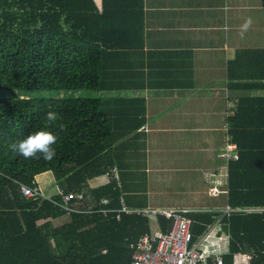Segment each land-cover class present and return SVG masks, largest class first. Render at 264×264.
Segmentation results:
<instances>
[{
	"label": "trees",
	"instance_id": "trees-1",
	"mask_svg": "<svg viewBox=\"0 0 264 264\" xmlns=\"http://www.w3.org/2000/svg\"><path fill=\"white\" fill-rule=\"evenodd\" d=\"M143 6L144 0H102V9L95 0H0V264H131L132 245L152 232L150 217L120 214L118 219L122 201L129 208H153L147 206V185L126 189L117 166H123L118 152L124 140L140 136L145 107L138 117H127L118 135L110 105L126 103L113 106L105 98L123 90L135 71L133 65L119 67L118 54L132 48ZM239 53L237 63L246 66V52ZM256 79L264 80V71ZM41 91L56 95L29 96ZM85 91L98 96H83ZM240 100L229 134L238 159L228 162L225 186L228 207L240 211L153 209L189 210L193 242L220 225L229 238L223 264H234L235 254L250 256L249 264H264V98ZM41 130L56 138L52 159L11 150L13 142ZM47 172L58 190L84 194L82 213L54 204L62 201L57 192L43 193L36 177ZM22 185L38 188L50 200L25 199ZM157 220L166 232L169 221Z\"/></svg>",
	"mask_w": 264,
	"mask_h": 264
},
{
	"label": "crops",
	"instance_id": "crops-1",
	"mask_svg": "<svg viewBox=\"0 0 264 264\" xmlns=\"http://www.w3.org/2000/svg\"><path fill=\"white\" fill-rule=\"evenodd\" d=\"M95 2L102 9V0ZM142 12L132 48L118 54L119 67L135 71L123 90L105 96L113 106L126 103L110 105L118 135L145 107L140 136L124 140L118 152L121 183L131 191L147 185L149 207L221 214L227 194L209 195L204 176L222 167L240 99L264 98V80L256 79L264 71V0H144ZM242 51L246 66L237 63ZM119 110L122 117H114ZM47 181L56 182L53 173L36 177L38 187ZM160 228L152 219L151 230ZM214 228L225 255L229 238Z\"/></svg>",
	"mask_w": 264,
	"mask_h": 264
},
{
	"label": "built area",
	"instance_id": "built-area-1",
	"mask_svg": "<svg viewBox=\"0 0 264 264\" xmlns=\"http://www.w3.org/2000/svg\"><path fill=\"white\" fill-rule=\"evenodd\" d=\"M230 139H226L225 147L221 151L220 157L226 163L217 172L205 174V179L209 185L208 193L211 196L225 194V186L228 183V162L237 160L235 152L236 146L231 144ZM235 152V153H234ZM118 180V178H117ZM22 194L27 200H35L39 197L49 199L38 188L32 186H21ZM62 201H54L61 209L68 212L82 213L85 202L84 194L81 192L64 193L58 190ZM71 200L77 201L75 207L69 204ZM104 203H107L105 200ZM240 210L227 207L222 211L230 214ZM249 212V210H246ZM120 214L150 217L157 219L163 217L169 221V228L166 232L161 230L152 231L142 236L136 244L132 245L134 250L133 261L131 264H204L207 260H212L214 264H223L224 253L221 249L222 236H218L216 228L209 229L196 242H193L192 224L190 213L186 209H135L127 207L122 201ZM106 253V251H105ZM250 256L237 254L234 256V264H249Z\"/></svg>",
	"mask_w": 264,
	"mask_h": 264
},
{
	"label": "clouds",
	"instance_id": "clouds-1",
	"mask_svg": "<svg viewBox=\"0 0 264 264\" xmlns=\"http://www.w3.org/2000/svg\"><path fill=\"white\" fill-rule=\"evenodd\" d=\"M53 116V113L48 114L49 119H52ZM55 139L53 134L41 130L24 139L13 142L10 148L14 153L22 155L25 158L33 157L37 153H40L44 159L50 160L55 155V148L52 147Z\"/></svg>",
	"mask_w": 264,
	"mask_h": 264
},
{
	"label": "rangeland",
	"instance_id": "rangeland-1",
	"mask_svg": "<svg viewBox=\"0 0 264 264\" xmlns=\"http://www.w3.org/2000/svg\"><path fill=\"white\" fill-rule=\"evenodd\" d=\"M56 95L54 92H49V91H41V92H33L30 93L29 96L34 97V98H44V97H52ZM83 96H87V97H96L98 96V93L95 91H85L82 94ZM56 182H52L49 183V181H47L46 183H41L39 185V188L43 191V193L48 194L51 193L53 190L54 192L57 191V186L55 185ZM56 186V187H55ZM53 193V192H52ZM51 193V194H52Z\"/></svg>",
	"mask_w": 264,
	"mask_h": 264
}]
</instances>
